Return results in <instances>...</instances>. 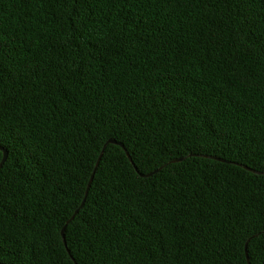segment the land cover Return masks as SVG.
Segmentation results:
<instances>
[{
	"label": "trees",
	"instance_id": "1",
	"mask_svg": "<svg viewBox=\"0 0 264 264\" xmlns=\"http://www.w3.org/2000/svg\"><path fill=\"white\" fill-rule=\"evenodd\" d=\"M4 151L0 264H264V0H0Z\"/></svg>",
	"mask_w": 264,
	"mask_h": 264
},
{
	"label": "water",
	"instance_id": "2",
	"mask_svg": "<svg viewBox=\"0 0 264 264\" xmlns=\"http://www.w3.org/2000/svg\"><path fill=\"white\" fill-rule=\"evenodd\" d=\"M109 143H112V144H118L115 140H110ZM7 156H8L7 151H4V157H5V158H3L2 162L0 163V165L3 166V164L5 163V161H6V159H7ZM176 161H180V159H179V160H176ZM97 164H98V163H97ZM0 169H1V168H0ZM151 174H152V173H149V174H146V175H143V176H150ZM94 175H95V171H94V172L92 173V175H91V179H90V181H89V183H88V186H87L86 195H87L88 190H89V188H90V186H91V183H92V181H93ZM84 202H85V200H84L83 203L81 204V207L84 205ZM77 212H78V210H77V211L75 212V214L71 217V219L68 221V223H69L71 220H73V219L75 218ZM68 223H67V224H68ZM64 229H65V227L63 228V231H62V232H64Z\"/></svg>",
	"mask_w": 264,
	"mask_h": 264
},
{
	"label": "snow or ice",
	"instance_id": "3",
	"mask_svg": "<svg viewBox=\"0 0 264 264\" xmlns=\"http://www.w3.org/2000/svg\"><path fill=\"white\" fill-rule=\"evenodd\" d=\"M3 158H5L4 157V154L2 153V152H0V159H3ZM163 167L164 166H162L161 167V171L163 170ZM0 168H2V165H0ZM78 214V213H77ZM260 235H264V233H261ZM259 237L258 236H253L248 242H249V244H251V242H252V239H258ZM249 264H252V262H251V260H249Z\"/></svg>",
	"mask_w": 264,
	"mask_h": 264
}]
</instances>
